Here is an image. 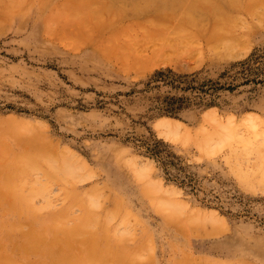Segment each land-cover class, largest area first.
<instances>
[{
  "label": "rangeland",
  "instance_id": "374dc122",
  "mask_svg": "<svg viewBox=\"0 0 264 264\" xmlns=\"http://www.w3.org/2000/svg\"><path fill=\"white\" fill-rule=\"evenodd\" d=\"M62 1L1 17L0 264H264V0H123L85 35Z\"/></svg>",
  "mask_w": 264,
  "mask_h": 264
},
{
  "label": "bare ground",
  "instance_id": "6f19581e",
  "mask_svg": "<svg viewBox=\"0 0 264 264\" xmlns=\"http://www.w3.org/2000/svg\"><path fill=\"white\" fill-rule=\"evenodd\" d=\"M37 1V0H36ZM153 1V2H152ZM25 2V0H0V9H1V11H0V22H2L3 20L1 19V17L3 18V16H4V13H6V15H8V13H10L11 11H15V10H17V9H19V6H22L23 5V3ZM48 0H42V4H45V7H47L46 5H48ZM81 2V3H80ZM146 2H148V3H151V4H155V6H157L156 7V10H157V12H158V14H162V13H164V12H166L167 11V9H168V1L167 0H130L129 1V4L131 5V7L135 10H139L140 9V7H141V5L142 4H144V3H146ZM51 4V3H50ZM129 4L128 5H125V3H124V1L123 0H64V1H62V3H61V6H59L58 5V7H56L57 8V10H58V15H61L62 13H64V12H60V10H62V8L63 9H65V10H68V12H70L71 14V16H73V17H76V19H78L79 20V22H80V27L83 29H81L82 30V33H83V35H85V33L86 32H88L89 30H88V28H95V25H98L99 27L101 26V25H104V24H106L107 23V21H108V19H109V17H110V14L111 13H114V12H116V13H118V12H123V10H124V15H125V8H127V6H129ZM160 4V5H159ZM158 8V9H157ZM61 13V14H60ZM69 14V13H68ZM119 14V13H118ZM120 14H122V13H120ZM5 15V16H6ZM55 16V14L53 15V18H55L54 17ZM65 16V18L67 17L66 15H64ZM64 16H62V17H60V16H58V17H60V19H62ZM4 19V18H3ZM66 19H68V18H66ZM66 19H62V20H64V23H67L66 22ZM70 19H71V17H70ZM70 19H68V20H70ZM53 20H55V19H53ZM61 20V22H63ZM67 20V21H68ZM73 20V19H72ZM51 21V20H50ZM71 21V20H70ZM77 21V20H76ZM74 22V21H73ZM72 22V23H73ZM79 22H78V24H79ZM71 23V22H70ZM69 24V23H68ZM63 25H65V24H63ZM84 28L85 29H87V30H84ZM80 31V30H79ZM80 33V32H79ZM90 34H92V33H90ZM78 36H79V34H78ZM80 38H82V36H79ZM83 38H85V37H83ZM87 38V37H86ZM176 39V38H175ZM182 40V39H181ZM165 47V45H164V43H161V45H159V49L161 50L160 51V54L159 55H156V58L154 59L153 58V63H154V65H156L157 63H165V62H167L168 61V58H169V52H167L165 49L166 48H164ZM157 49V48H156ZM175 53H177V49L175 50ZM238 55V54H237ZM170 59V58H169ZM211 109H213V108H211ZM212 111V110H211ZM207 113V112H206ZM207 116H209L211 119H212V121L213 122H216L218 125V127H220V128H222L223 126L222 125H224L223 123H225L224 121L223 122H221V118L219 119L218 118V116H217V114H215V113H208V114H206ZM232 120L234 121V117L233 116H230V117H228V121L226 122L227 124H229V125H232V123H234V122H232ZM246 121L247 122H249V123H251L254 127L256 126V123H255V120H254V115H249L248 117H247V119H246ZM226 124V125H227ZM156 127L160 130V132L162 133V134H164L165 136H174V137H176V136H178L179 135V133H180V131L182 130V122L180 121V120H178V119H174V118H171V117H168V116H163V117H161L160 119H158L157 120V122H156ZM224 129V128H223ZM227 130V129H226ZM229 130V129H228ZM235 135H237V133H233V131L231 132V131H227V132H225V138H222V139H218V143H222V142H224V140L225 139H227V138H232V137H234ZM4 144V143H3ZM2 144V145H3ZM1 145V146H2ZM3 147V146H2ZM1 147V148H2ZM3 152H5V151H3ZM17 161V160H16ZM28 164V163H27ZM20 165V164H19ZM24 165V164H23ZM33 166V165H32ZM33 168V167H32ZM14 169H15V167H14ZM72 169V168H71ZM10 170V169H9ZM73 171H74V169H72ZM7 171V170H6ZM26 171V168L25 167H23V168H21V172H25ZM7 173V172H6ZM10 173V172H9ZM17 175H19V166L17 165V168H16V173H15V175H13V174H11V175H7V176H5V177H7L6 179H7V181H9L8 182V184H9V187H11V185H13L14 183L12 182V179H13V176H17ZM10 176H12V178L10 177ZM4 177V176H3ZM19 180V179H18ZM5 182H6V180H4ZM3 181V182H4ZM16 182V181H15ZM13 183V184H12ZM18 183V182H17ZM11 184V185H10ZM4 185H5V183H4ZM8 188V187H7ZM16 189H17V187H15ZM159 188H160V190H162V191H165V192H170V193H177V191H176V189H175V187H172V188H167L166 186H164V185H162V184H159ZM9 189H12V188H9ZM17 193V192H16ZM24 197H25V195H23ZM31 196H35V195H31ZM15 197V196H14ZM14 197H13V199H14ZM18 197V196H17ZM23 197V198H24ZM49 197V196H48ZM22 198V197H21ZM30 198V197H29ZM28 197H27V195H26V199L28 200L29 199ZM47 198V197H46ZM30 201H32V199L30 200ZM30 201H28V202H30ZM18 203V202H17ZM47 203L49 204V205H53L52 203H53V201L51 200V199H48L47 200ZM15 204V206H16V202L14 203ZM31 205V207H34L32 204H30ZM21 206V205H20ZM31 207H30V209H31ZM22 209V208H21ZM20 210V209H19ZM24 210V209H23ZM26 210H28V209H26ZM16 212H17V210H15ZM31 211H33V210H31ZM30 211V212H31ZM34 213V212H33ZM85 221H87V220H85ZM89 221H87V223H88ZM87 223H84V224H87ZM88 225V224H87ZM66 227V226H65ZM61 228H64V226L63 227H60V229H57V230H60V231H62V232H64V233H66L67 231H66V228L65 229H62L61 230ZM82 229V226L81 225H77L76 227H74V229H68V231H74V230H76V231H79V230H81ZM58 233H59V231H58ZM58 233H56V235H58ZM70 233V232H69ZM66 234H68V232L66 233ZM32 235H33V233H32ZM32 235H31V237H32ZM34 236H37V234L36 235H34ZM68 237V236H67ZM34 239H35V237H33ZM31 239V242H32V246H33V249H34V246L37 248V249H39L40 248V244L38 245V246H36L37 245V243H39V242H35L37 239H39L38 237H37V239ZM65 239V238H64ZM63 239V240H64ZM40 243L43 241L41 238H40ZM56 240V239H55ZM39 241V240H38ZM57 241H59V240H56V242ZM41 246H42V244H41ZM53 246V245H52ZM62 247V246H61ZM60 247V250H63L64 251V248L62 249ZM62 251V252H63ZM68 251V250H67ZM59 252V251H58ZM61 252V251H60ZM54 253V252H53ZM56 254V253H55ZM61 254V253H60ZM59 254V255H60ZM64 254V253H63ZM62 254V255H63ZM65 255H67V254H65ZM70 256V255H69ZM89 257V259H95V257H97V259H96V262L98 261V257L100 258H102L103 256H99V255H96V256H88ZM55 258V257H54ZM100 258V259H101ZM64 259H65V257H64ZM88 259V258H87ZM99 259V260H100ZM79 260V259H78ZM77 260V261H78ZM83 260V259H82ZM101 260H103V258L101 259ZM58 261H59V259H58ZM57 261V262H58ZM60 261H62L61 260V258H60ZM65 261V260H64ZM66 261H70L69 260V258H68V260H66ZM81 261V260H80ZM92 262H94V264H95V261H92ZM92 262H90V263H92ZM101 262V261H100ZM99 262V263H100ZM60 263V262H59ZM62 263H64V262H62ZM78 263H80L79 261H78ZM65 264V263H64ZM68 264H69V262H68ZM72 264V263H71Z\"/></svg>",
  "mask_w": 264,
  "mask_h": 264
}]
</instances>
